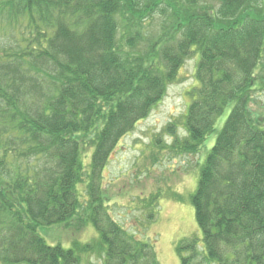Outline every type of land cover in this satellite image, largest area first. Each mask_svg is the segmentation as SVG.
I'll use <instances>...</instances> for the list:
<instances>
[{
    "label": "trees",
    "instance_id": "obj_1",
    "mask_svg": "<svg viewBox=\"0 0 264 264\" xmlns=\"http://www.w3.org/2000/svg\"><path fill=\"white\" fill-rule=\"evenodd\" d=\"M157 1L0 0V264H78L80 254L38 231L77 217L94 225L105 264H161L157 240L147 236L153 222L142 238L121 226L99 181L119 140L164 97L193 47L197 86L182 148L195 154L209 135L216 139L191 198L204 247L199 253L193 240L177 250L182 264H264V127L249 108L264 3L213 0L209 13L205 0H164L185 24L179 47L164 53L165 63L135 59L137 34H124L125 48L117 15ZM91 131L82 191L81 136Z\"/></svg>",
    "mask_w": 264,
    "mask_h": 264
},
{
    "label": "rangeland",
    "instance_id": "obj_2",
    "mask_svg": "<svg viewBox=\"0 0 264 264\" xmlns=\"http://www.w3.org/2000/svg\"><path fill=\"white\" fill-rule=\"evenodd\" d=\"M160 1H163L161 5ZM261 3L264 2L261 0ZM163 4L168 5L159 0L144 8L123 10L117 15L121 44L124 43V34H137L136 48L132 50L135 59L153 55L158 62L165 63L164 53L171 48L178 49L185 24L180 21L177 26L178 15L173 14L172 8L167 7L165 11ZM217 4L216 1L205 0L201 11L209 8L210 13L213 10L211 7ZM181 18L186 21L184 15ZM192 49L184 58L179 74L167 81L164 97L147 117L119 140L99 181L100 190L105 189L109 199L107 206L110 214L121 226L142 238L146 226L153 222L147 236L157 240L161 264H182L177 250L181 244L195 240L199 253L204 247L191 198L199 183L201 164L213 146L216 134L209 135L195 154L182 148L183 142L191 139L185 122L197 86L195 74L199 55L195 47ZM255 79L256 87L249 108L264 127V52ZM228 113L229 110L223 120ZM220 127L217 129L220 130ZM92 132L81 136V161L85 172L80 186L82 191L90 179L87 174L91 170L94 148L92 143L87 142L93 136ZM90 183L93 184V181L90 180ZM150 214L153 218H149ZM80 219L77 217L69 222L49 224L38 231L46 243L80 254L78 264H105L106 249L100 246L94 225L90 222L84 225ZM88 244L94 246L86 248Z\"/></svg>",
    "mask_w": 264,
    "mask_h": 264
}]
</instances>
